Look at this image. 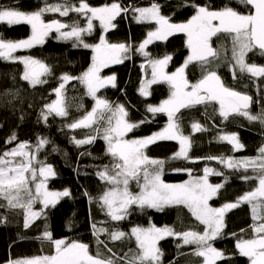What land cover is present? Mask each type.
<instances>
[{"label": "trees", "instance_id": "obj_1", "mask_svg": "<svg viewBox=\"0 0 264 264\" xmlns=\"http://www.w3.org/2000/svg\"><path fill=\"white\" fill-rule=\"evenodd\" d=\"M83 2L93 8L117 2L121 9H126L116 16L112 23L113 27L103 37L109 44L126 45L129 51L122 56L127 58L114 69L105 68L100 74L114 76L115 87L109 85L110 89L103 87L97 92V97L107 100L113 107L123 105L128 113L126 120L138 125L128 132L126 140L150 137L166 124L164 115L150 113L147 108L149 105L160 104L163 93L168 91V86L153 85L148 90V96L140 94L144 68H147L145 62L171 56L169 71H173L184 64L189 53L184 35H175L162 41L154 40L144 49L148 55L141 53L140 44L148 38V33L156 28V24L137 22L136 17L139 14L134 8L151 7L156 4L159 6L160 15L175 24L186 23L195 14L193 4L208 7L209 10H221L229 6L244 15L252 13L250 5L241 4L239 0H83ZM80 3L81 0H0V8H13L30 14L46 6L59 4L78 7ZM42 19L45 23L58 20L69 26L78 24L81 28H87V16L74 11H70L67 16H61L58 12H45ZM70 30L69 27L61 31ZM31 35L30 25L9 26L7 23H0V39L4 41L26 40ZM102 35L100 26L93 22L91 34L82 33L81 39L89 45H97ZM59 36V33L52 30L45 37L43 44L13 53L14 57H31L38 60L50 69L49 74L41 77V80L47 82L35 87L22 79L25 69L19 59L0 57V154L11 151L21 143L26 144L29 151H34L35 168L50 166L53 169L54 175L46 180L47 190L50 192L67 190L70 193L68 196L57 198L56 203L49 204L47 208L40 203L34 204L33 210L40 211L41 216L32 220L27 228L24 209H11L7 207L5 200L0 199V264H10L43 254L52 255L53 243L43 238L45 231L51 233L53 241L87 244L91 255L96 256L99 252L101 258L112 257L118 261L126 254L132 255L137 249L134 238L129 239L126 236L120 240H112L110 234L113 231H123L130 236L133 227L148 228L155 225L158 228L170 227L177 233L184 231L202 233L204 226L199 224L183 205L164 206L160 210L148 207L141 209L133 205L128 210L129 214L121 221H113L107 215L106 208L101 206L100 197L111 185L102 181L97 172L103 171L106 165L110 167L114 161L110 154H106L107 145L102 139V127L100 135L93 129L69 127L93 108L95 101L88 95L85 85L78 79H72L65 84L63 97L66 116L51 113L45 120L42 115L47 112L46 105L51 104L56 98L54 90L62 82L61 77L64 75L80 77L92 65L94 55L92 48H84L75 38L61 40ZM211 43L217 48L220 59L224 51L231 46V39L227 34L220 33L212 37ZM246 60L248 64L264 66L262 51H253ZM227 64L219 71L224 85L252 97L253 103L247 112L253 116H260L264 113V77L239 74L233 69L230 70ZM206 66L213 69L214 65H204L207 72L212 69ZM187 72L191 84L197 83L202 77L197 64H189ZM175 119L178 120L182 135L189 137L190 140L187 158L180 160L174 158L179 152V144L175 142L156 140L143 149L150 159L163 161L161 178L164 183L181 184L189 176L200 178L205 168L211 169V174L207 175L208 182L212 185H223L217 195L209 201L213 208L235 203L239 197L258 186V180L245 179L256 176V170L251 167L244 169L243 166L239 168L236 164L249 160H257L259 163L257 159L261 156L259 149L264 147V123L260 120L246 122L237 115L223 119L217 114L215 104L210 110L202 107L184 108ZM193 123L201 126L202 130H199V133L193 131ZM101 125L107 126L101 121L99 125H93V128ZM232 133L243 145L238 151L220 139ZM88 135H97V139L91 144L80 146L74 142V138L85 139ZM13 136L15 140L8 143ZM41 139L47 140L48 143L37 151ZM227 160L233 161L235 166L229 168L225 163ZM182 172L188 175L181 174ZM217 172L220 175H216ZM261 212H264V209H261ZM260 222L262 221H253L252 209L246 202L227 210L224 214V228L220 236L211 242L213 247L224 254V258L217 260L216 264H248L249 261L239 254L236 244L242 239L254 238L256 234L253 232V225ZM95 229L105 231L97 234ZM157 247L162 253L159 264H203L204 258L194 255L196 246L184 245L175 236L158 241Z\"/></svg>", "mask_w": 264, "mask_h": 264}, {"label": "snow or ice", "instance_id": "obj_2", "mask_svg": "<svg viewBox=\"0 0 264 264\" xmlns=\"http://www.w3.org/2000/svg\"><path fill=\"white\" fill-rule=\"evenodd\" d=\"M239 3L251 5L255 13L244 15L229 6L221 10H209L208 7L193 4L195 14L186 23L175 24L160 15L159 6L156 4L148 8L134 9L139 14L136 17L137 22L154 21L158 25L155 31L148 33V38L139 46V51L145 56L148 55L144 51L148 44L154 40H166L176 33L186 35L187 47L190 50V55L183 66L171 74L165 72L171 56L151 61L152 80L148 83L166 82L170 86L171 94L159 106L149 105L147 110L153 114L165 113L168 124L161 132L136 140L124 139L125 135L138 125L126 120L128 113L123 105L113 107L107 100L97 97V92L106 85L112 84L115 87V77L103 78L100 76V71L110 63H122L127 56L121 54H126L129 48L124 44H109L103 36L100 37L97 45H89L81 39L82 33L91 34L93 20H99L102 28L107 31L113 27L111 22L116 16L126 9H121L116 3L93 8L83 0L78 7L57 4L46 6L30 14L13 8H0V23H7L9 26L20 23L31 25L32 35L26 40L13 42L0 39V57L19 59L25 69L22 79L33 87L47 82L41 80V77L49 74L50 69L38 60L31 57H14L13 53L43 44L50 31L55 30L65 40L75 38L84 48H92L95 53L92 57V65L82 76L64 75L61 77L62 82L54 90L57 99L46 105L47 112L42 115L45 120L51 113L58 116L67 115L63 89L68 81L78 79L86 86L88 95L95 101V106L69 127L93 129L97 135L101 134L102 127V139L107 144L106 154H110L114 161L110 167L106 165L103 171L97 172V176L102 181L111 185L100 197L101 206L106 208L107 215L113 221H121L129 214L128 210L133 205L141 209L148 207L157 210L166 205H183L199 221V224L204 226L202 233L197 231L177 233L170 227L158 228L155 225L148 228L133 227L130 236L123 231H113L110 234L112 240H120L128 236L129 239L134 238L136 243L137 251L130 256L126 254L119 261L112 257L101 258L99 252L96 256L91 255L87 244L68 243L64 240L53 241L51 233L45 231L43 238L54 244L55 253L53 255L37 256L10 262V264H159L162 253L157 243L165 236L182 238L184 245H195L194 255L203 257V264H216L217 260L224 258V254L213 247L211 241L219 237L224 228L225 212L239 207L242 202L251 206L253 221L262 222L253 225V232L256 236L252 239L238 241L236 248L241 256L251 261V264H264V212H261V209H264V147L259 149L261 153V156L257 158L259 163L257 160L239 162L245 169L249 166L253 170L258 169L256 176L245 177V179L258 180V186L239 197L235 203H227L221 208H213L209 204V201L223 186L212 185L208 182L207 175L212 172L211 169L205 168L203 178L189 180L182 184H167L161 178L163 161L150 159L143 151L147 145L156 142L157 139L176 140L180 144V150L174 158H187L190 140L189 137L181 134L178 120L174 119L175 114L182 108L209 101L219 104L220 115L224 119L232 113H237L246 116L250 121L260 120L264 123V113L260 116H253L247 111H241L249 107L251 97L224 86L215 71H207L203 78L195 84H190L185 75V69L190 62L198 61L204 66L218 58L219 52L212 47L211 41L212 37L224 33L231 39V59L235 62L233 68L238 67L241 73H248L252 77H264V66L248 64L245 59L247 54L256 48L262 50L264 54V0H239ZM70 11L87 16V28H81L78 24L69 26L58 20L45 23L42 19L45 12H58L61 16H67ZM69 27L70 31H61ZM233 76L235 78V72ZM140 94L145 97L149 95L147 86H141ZM101 121L107 126L101 125L93 128V125H99ZM192 128L194 131L202 130L198 123H193ZM97 135H88L85 139L79 140L74 138V142L78 146L91 144L97 139ZM220 139L232 144L236 150L243 147L236 135H226ZM13 140L15 136L11 137L8 143ZM46 143H48L47 140L41 139L37 151ZM27 147L26 144L21 143L11 151L0 154V199L5 200L7 207L11 209H24L26 228L32 220L41 216L40 211L33 210L34 204L40 203L47 208L49 204L54 205L57 198L70 195L67 190L64 192L47 190L46 180L48 176L54 175L53 169L50 166H41L38 169L33 167L35 155L25 151ZM17 157L21 159L17 160ZM225 163L230 168L235 166L231 160ZM215 174L220 175L218 172ZM38 176L42 179L36 182ZM141 178L143 179L142 184L140 183ZM130 180L137 182L140 188L139 193L129 190ZM34 182L35 191L31 187ZM104 231L105 229H95L97 234Z\"/></svg>", "mask_w": 264, "mask_h": 264}, {"label": "rangeland", "instance_id": "obj_3", "mask_svg": "<svg viewBox=\"0 0 264 264\" xmlns=\"http://www.w3.org/2000/svg\"><path fill=\"white\" fill-rule=\"evenodd\" d=\"M114 3H116L117 4V2H114ZM111 4H113V3H111ZM111 4H109V5H107V6H110ZM106 6V5H105ZM101 7H104V6H101ZM148 7H150V6H145V7H143V8H148ZM97 8H100V7H97ZM135 9V8H134ZM93 22H97V24L100 26V28H101V31H102V36H104V34L106 33V32H108L110 29H111V27L107 30V31H105L103 28H102V26H101V24H100V21L99 20H93ZM111 23H113V21L111 22ZM141 23H146V24H148V23H155L154 21L153 22H141ZM20 24H26V25H29V24H27V23H20ZM13 25H18V24H13ZM31 26V25H30ZM158 27V25H156V28ZM156 28L154 29V30H152V31H155L156 30ZM177 34V33H176ZM220 34V33H219ZM185 35V34H184ZM218 35V34H217ZM170 37V36H169ZM168 37V38H169ZM185 37H186V35H185ZM215 37V36H214ZM59 38L62 40L63 38L62 37H60L59 36ZM155 41H159V40H155ZM160 41H162V40H160ZM186 43H187V37H186ZM36 46V45H35ZM214 49H216L217 50V48H215L214 46H212ZM231 47H232V44H231V46H229V48H228V50H225L224 52L225 53H223L222 54V57L220 58V59H218V58H216V59H213L212 60V62L210 63V65H214L213 66V69L211 68V67H207L208 69H212V71H215L217 74H218V76L221 78V81H222V83H223V79H222V77H221V75L219 74V71L221 70V69H223L224 68V66H225V64H227V62H229V64H227V66H228V68L230 69V70H235V72H237V73H239V74H248V73H241L240 72V70H239V68L238 67H235V68H233V65H234V61L231 59V56H232V53H231ZM188 48V47H187ZM29 49V48H28ZM22 50H27V49H22ZM20 51V50H19ZM188 51H189V53H188V56L190 55V50L188 49ZM253 53V51L252 52H249L248 54H247V56H246V58L245 59H247V57L250 55V54H252ZM95 54V53H94ZM187 56V57H188ZM187 59V58H186ZM211 59V58H210ZM246 62H247V60H246ZM146 64H144V65H146L147 66V68L145 69L144 68V74H143V84L142 85H145V86H147V90H149V88L151 87V86H153V85H162L163 87H165V86H168V91L166 92L165 91V93H163V95H162V98H161V102L162 101H164V100H166V99H168L169 98V96H170V94H171V89H170V86L166 83V82H158V83H153V84H149L148 82L149 81H151L152 80V64H151V60H148L147 62H145ZM199 63V64H198ZM189 64H197V65H199V74L201 75L202 74V77H201V79L203 78V76L206 74V71H205V69H204V66H202V64H201V62H198V61H193V62H190ZM188 64V65H189ZM183 66V65H182ZM105 70V68H103L101 71H100V74L103 72ZM165 72L166 73H169V74H171V73H173V72H169V71H166L165 70ZM103 75H104V77H103ZM103 75H100L101 77H103V78H107V77H110V75H107V76H105V74H103ZM250 75V74H249ZM200 79V80H201ZM224 84V83H223ZM108 85H112V84H108ZM225 86V85H224ZM86 87V86H85ZM190 90V89H189ZM86 91H87V88H86ZM166 93H168L167 95H166ZM160 96V95H159ZM57 99V97L54 99V101ZM94 100V99H93ZM160 102V103H161ZM216 105V110H217V114L218 115H220V111H219V108H220V106H219V104L217 103V102H215V101H209V102H206V103H204V104H197V105H194V106H191V107H188V108H196V107H202V108H204V109H206V110H210L212 107H213V105ZM95 106V102H94V105H93V107ZM183 109V108H182ZM180 111H181V109H180ZM178 113V112H177ZM175 114V117H174V119L176 118V116L178 115V114ZM53 114H55V113H53ZM156 114H159V113H156ZM160 114H162V115H164L165 117H166V124H164V125H162L161 126V128L162 129H164L166 126H167V124H168V118H167V115L165 114V113H160ZM56 115V114H55ZM234 115H237V116H241L243 119H245L246 120V122H250V123H252V122H255L256 120H252V121H250L246 116H243V115H239V114H237V113H232V114H230L229 115V117L228 118H231V117H234ZM221 116V115H220ZM203 117H205V116H203ZM222 117V116H221ZM224 119V118H223ZM179 129H180V127H179ZM194 131V130H193ZM180 132H181V134H182V131H181V129H180ZM194 132H196V133H199V131H194ZM128 134V133H127ZM126 134V135H127ZM126 135H125V137H126ZM230 135H235V134H227V136H230ZM226 136V135H225ZM125 137H124V139H125ZM226 143H228V144H230L229 142H227V141H225ZM239 142V141H238ZM240 143V142H239ZM241 144V143H240ZM107 145V144H106ZM231 146H232V144H230ZM233 147V146H232ZM190 149V148H189ZM241 149V148H240ZM239 149V150H240ZM179 150H180V145H179ZM236 150V149H235ZM25 151H28V152H30V153H32V154H34V151H29V149H28V147L27 148H25ZM238 151V150H237ZM188 152H189V150H188ZM35 155V154H34ZM17 160H19V159H21L20 157H17L16 158ZM179 160L180 159H184V158H178ZM228 161V160H227ZM35 162L36 161H33V167H34V165H35ZM236 166L237 167H239V168H241V163L239 164V165H237L236 164ZM250 167V166H249ZM230 168V167H229ZM244 169H245V167H243ZM248 168V167H247ZM252 168V167H251ZM256 172H258V169L256 170ZM181 174H185V175H188L187 173H185V172H182ZM211 174V172L208 174V175H210ZM52 175H50V176H48V178H50ZM205 176V171H203V175H202V177H200V178H203ZM208 177V176H207ZM199 177H193V176H189V178L188 179H186V181L185 182H187V181H189V180H195V179H198ZM39 179H42L41 177H39L38 176V180L36 181V182H39ZM185 182H183V183H185ZM131 183L133 184V185H131ZM140 183L142 184L143 183V179L141 178V180H140ZM182 184V183H181ZM31 187H32V189H33V191H35V182L34 183H32L31 184ZM129 187L131 188L132 187V189H134V190H132V189H130L129 188V190L131 191V192H133V193H139V191H140V188L138 187V185H137V182L135 181V180H130V183H129ZM166 206H170V205H166ZM165 206V207H166ZM172 206V205H171ZM251 207V206H250ZM164 208V207H163ZM110 217V216H109ZM111 218V217H110ZM169 236H165V238H163V239H166V238H168ZM218 238V237H217ZM216 238V239H217ZM163 239H161V240H163ZM180 239V241L181 242H183V240H182V238H179ZM215 239V240H216ZM135 240V239H134ZM160 241V240H159ZM214 241V240H213ZM213 241H211V242H213ZM189 245H191V244H189ZM52 255L55 253V249H54V244H52ZM46 254H43L42 256H45ZM217 262V261H216Z\"/></svg>", "mask_w": 264, "mask_h": 264}, {"label": "flooded vegetation", "instance_id": "obj_4", "mask_svg": "<svg viewBox=\"0 0 264 264\" xmlns=\"http://www.w3.org/2000/svg\"><path fill=\"white\" fill-rule=\"evenodd\" d=\"M251 7V6H250ZM251 10H252V7H251ZM252 14V13H251ZM175 35H184V33H177V34H174V35H171L170 37H172V36H175ZM185 36V35H184ZM259 51L257 48L256 49H254L253 51ZM121 55H123V54H121ZM169 63H170V61L168 62V64H167V66H166V68H165V70L166 71H169ZM119 63H111L110 65H108L107 67H104V68H109V69H114L115 67H117V65H118ZM177 70V69H176ZM176 70H173V71H169V72H175ZM187 68L185 69V75H186V79L189 81V83H190V80H189V78H188V76H187ZM114 83H115V80H114ZM191 84V83H190ZM107 87L110 89L111 87H112V85H111V87H109V85H106L103 89H107ZM189 90V89H188ZM251 99H253L252 97H251ZM252 103H253V100H252ZM159 106V105H158ZM251 106H252V104H251ZM184 109V108H183ZM183 109H181V110H183ZM179 113V112H178ZM177 113V114H178ZM163 129L161 128V129H159V131H158V133L159 132H161ZM157 140H159V141H162V142H167V143H173V142H175V143H178L179 144V142L178 141H176V140H167V139H157ZM180 145V144H179ZM243 258H246L248 261H249V263L248 264H251V261L247 258V257H243Z\"/></svg>", "mask_w": 264, "mask_h": 264}, {"label": "water", "instance_id": "obj_5", "mask_svg": "<svg viewBox=\"0 0 264 264\" xmlns=\"http://www.w3.org/2000/svg\"><path fill=\"white\" fill-rule=\"evenodd\" d=\"M251 6V5H250ZM252 7V6H251ZM255 13V9L254 8H252V14H254ZM258 49V48H257ZM259 51H262V50H260V49H258ZM111 64V63H110ZM109 64V65H110ZM251 104H252V99H251V103H250V105H249V107L247 108V109H241V111H247V110H249V108L251 107Z\"/></svg>", "mask_w": 264, "mask_h": 264}]
</instances>
